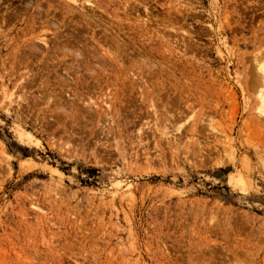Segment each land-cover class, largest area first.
Wrapping results in <instances>:
<instances>
[{"label": "rangeland", "instance_id": "1", "mask_svg": "<svg viewBox=\"0 0 264 264\" xmlns=\"http://www.w3.org/2000/svg\"><path fill=\"white\" fill-rule=\"evenodd\" d=\"M261 74L264 0H0V264H264Z\"/></svg>", "mask_w": 264, "mask_h": 264}, {"label": "bare ground", "instance_id": "2", "mask_svg": "<svg viewBox=\"0 0 264 264\" xmlns=\"http://www.w3.org/2000/svg\"><path fill=\"white\" fill-rule=\"evenodd\" d=\"M72 1V0H71ZM68 2V1H67ZM89 2V1H88ZM45 3V2H44ZM73 3V2H72ZM74 4V3H73ZM76 4V3H75ZM81 4V3H80ZM42 5V4H41ZM70 5H72V4H70ZM78 5V4H77ZM84 8V7H83ZM40 9V8H39ZM40 12H38V14H39ZM37 14V15H38ZM49 15V14H48ZM44 16V15H43ZM42 16V17H43ZM83 16V15H82ZM86 19V18H85ZM101 55H99V57H100ZM101 58V57H100ZM92 59H94V57L92 58ZM99 63H100V61H98ZM103 64V63H102ZM81 66V65H80ZM79 67V66H78ZM85 67V66H84ZM80 68V67H79ZM105 70V69H104ZM90 72V71H89ZM262 76L264 75V74H261ZM259 76V75H258ZM256 77V79H257V76H255ZM254 79V78H253ZM260 79H261V77H260ZM259 78H258V81L260 80ZM263 83L261 84V86H262V91H261V93H260V103H261V105H262V107L264 108V76H263ZM255 80V79H254ZM257 81V80H256ZM260 82H262L261 80H260ZM257 83V82H256ZM259 84V85H260ZM257 87V86H256Z\"/></svg>", "mask_w": 264, "mask_h": 264}]
</instances>
